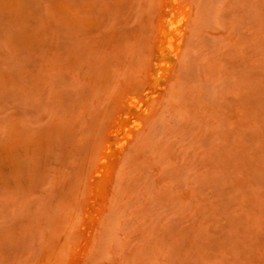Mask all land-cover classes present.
I'll list each match as a JSON object with an SVG mask.
<instances>
[{"label":"rangeland","instance_id":"obj_1","mask_svg":"<svg viewBox=\"0 0 264 264\" xmlns=\"http://www.w3.org/2000/svg\"><path fill=\"white\" fill-rule=\"evenodd\" d=\"M160 2L0 0V264H264V0H187L164 52Z\"/></svg>","mask_w":264,"mask_h":264},{"label":"bare ground","instance_id":"obj_2","mask_svg":"<svg viewBox=\"0 0 264 264\" xmlns=\"http://www.w3.org/2000/svg\"><path fill=\"white\" fill-rule=\"evenodd\" d=\"M160 3L161 4L159 10L157 9L158 10L157 18L159 17V19L156 25V32L154 35L155 36L154 40L152 42V46H153L152 48L158 49L160 52H164L165 46L167 45L172 46V44H174L181 38L179 29L182 23L184 22V20L186 19L189 3L187 2V0L184 1L161 0ZM174 52L176 53L177 50H175ZM152 70H153V66L151 64L143 70L145 71V74L148 79L153 76L154 72H152ZM166 77H167V73L163 75V77L161 78L165 79ZM159 78L157 79L155 86L156 85L161 86L159 84L160 83ZM143 83L144 82H142V86ZM140 87L141 86L139 84L136 90H138ZM135 106L139 107L140 101L137 99V97L134 94L127 93L122 104L119 103V107H118L119 110L115 111L112 125L108 129V133L105 135V138L103 139L101 149L96 157L94 168L92 169L89 175V184L91 185V187L89 188L87 199L82 208V216H81L82 221L80 220L81 223L79 222L80 225L79 227H77L78 228L77 229L78 232L76 233L77 241L75 240L76 243L73 244V247L71 249L69 259H71L72 262L76 263L77 261L76 256L79 257L84 253L85 248L89 244L90 239L92 237L97 219L106 201V194L103 189V182L110 178L118 154V150L111 149L110 140L113 136L118 134V131L121 128L127 127V122L126 120H123V116L120 115V110L122 108H128L131 110ZM129 137H130V133H128V135L125 136V138L120 142V144L123 145L128 140ZM54 263L57 264V262L55 261Z\"/></svg>","mask_w":264,"mask_h":264}]
</instances>
